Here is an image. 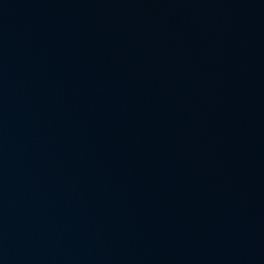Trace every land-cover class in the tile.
Listing matches in <instances>:
<instances>
[{"label":"water","instance_id":"water-1","mask_svg":"<svg viewBox=\"0 0 264 264\" xmlns=\"http://www.w3.org/2000/svg\"><path fill=\"white\" fill-rule=\"evenodd\" d=\"M0 264H264V0H0Z\"/></svg>","mask_w":264,"mask_h":264}]
</instances>
